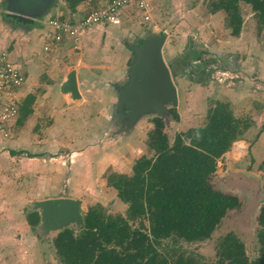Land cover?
<instances>
[{
  "label": "rangeland",
  "instance_id": "rangeland-1",
  "mask_svg": "<svg viewBox=\"0 0 264 264\" xmlns=\"http://www.w3.org/2000/svg\"><path fill=\"white\" fill-rule=\"evenodd\" d=\"M55 1L58 13L67 10V15H57L69 18L67 1ZM213 1L148 0V12L127 7L119 23L87 29L78 48L65 39L53 43L54 50L48 52L41 41L47 30H40V18L25 24L26 30L38 28L31 36L25 32L8 36V27L1 28L0 40L4 32L8 37L4 50L26 71L24 86L29 83L11 130L10 139L16 136L18 143H8L10 152L0 154V264H63L53 243L63 227L80 229L82 217L98 203L109 213H126L128 204L109 177L133 174L135 161L153 153L148 145L153 118L173 116L149 108L134 114L136 94H129L130 86L136 79L146 84L150 80V66L137 75L141 70L135 68L136 59L139 48L153 36L163 37L162 57L177 93L176 103L167 99L163 106L176 109L178 119L173 118L181 121L179 127L201 124L217 96L227 99L224 102L230 103L237 117L256 126L217 159L212 176L214 187L238 196L241 205L227 211L210 238L177 243L167 239L164 244L218 264L219 242L234 232L250 259L259 255L258 215L264 205V25L251 5L242 2L243 27L234 36L227 13L211 12ZM1 11H8L7 0H0ZM16 22L12 28L21 32L23 24ZM15 43L18 48L12 56ZM48 59H55L56 66ZM79 71L82 87L74 90L70 81L75 79L77 86ZM145 90L148 99L153 91ZM29 95L34 98L25 104ZM175 126L169 122L167 128L173 132ZM60 198L78 200L81 215L55 227L42 220L36 226L28 222L30 212L39 211L42 218L45 202Z\"/></svg>",
  "mask_w": 264,
  "mask_h": 264
},
{
  "label": "trees",
  "instance_id": "trees-1",
  "mask_svg": "<svg viewBox=\"0 0 264 264\" xmlns=\"http://www.w3.org/2000/svg\"><path fill=\"white\" fill-rule=\"evenodd\" d=\"M66 1L74 8L83 0ZM242 2L251 5L264 25V0H214L210 8L212 13H227V25L234 36L243 27ZM33 98L29 95L25 104ZM171 113L178 119L174 107ZM153 123L148 141L152 155L140 156L133 174L109 177L110 185L128 204L126 213H109L98 203L87 210L80 229L62 228L53 243L63 264H208L200 256L164 242L210 238L227 211L241 205L238 196L215 188L212 176L217 159L252 121L237 117L229 102L217 100L203 125L177 133L173 141L162 117H154ZM27 219L38 225L39 211L30 212ZM258 223L259 255L250 259L245 243L229 232L219 242L218 264H264V205ZM166 247L167 251L162 250Z\"/></svg>",
  "mask_w": 264,
  "mask_h": 264
},
{
  "label": "built area",
  "instance_id": "built-area-1",
  "mask_svg": "<svg viewBox=\"0 0 264 264\" xmlns=\"http://www.w3.org/2000/svg\"><path fill=\"white\" fill-rule=\"evenodd\" d=\"M86 11L79 19L51 16L46 20L49 29L44 33L45 51L53 43L72 42L79 47L81 35L90 27L103 23H119L127 7L134 6L141 12H148V0H84ZM145 18L150 16L145 13ZM25 70L16 63L8 51L0 49V150L10 139L23 103L22 88L26 79Z\"/></svg>",
  "mask_w": 264,
  "mask_h": 264
},
{
  "label": "water",
  "instance_id": "water-1",
  "mask_svg": "<svg viewBox=\"0 0 264 264\" xmlns=\"http://www.w3.org/2000/svg\"><path fill=\"white\" fill-rule=\"evenodd\" d=\"M54 0H7L8 16L19 21L31 22L50 8ZM163 37L153 36L141 48H139L135 68L141 70L137 75L146 70L150 71V80L146 84L143 79L134 80L129 89V94H136V111L134 114H141L149 108L152 110H165L163 103L167 99H173L176 103V88L171 80V75L164 63L161 53ZM149 64V65H148ZM152 66V67H151ZM71 88L76 90V81H70ZM151 89L150 98H146L145 89ZM129 95H127V98ZM46 215L41 218L45 224H52V227L62 226L67 222L81 215L80 202L70 198L53 199L45 202ZM83 219V217H82ZM67 226V225H65ZM64 228V227H63Z\"/></svg>",
  "mask_w": 264,
  "mask_h": 264
},
{
  "label": "crops",
  "instance_id": "crops-1",
  "mask_svg": "<svg viewBox=\"0 0 264 264\" xmlns=\"http://www.w3.org/2000/svg\"><path fill=\"white\" fill-rule=\"evenodd\" d=\"M57 2L54 0V1H52L51 2V5H50V8L49 9H47L44 13H43V15L42 16H39V17H37L36 19H39L40 18V21H41V24L43 25V26H41L40 27V30L41 29H45V30H48L49 29V27H48V25H47V23H46V20L49 18V17H51V16H54V17H61V18H64V17H62V15H57V14H65V15H67V10H66V12H64V10L63 11H61V12H57L56 10L58 9V7H57V4H56ZM68 5V7L66 6V8L68 9V14H70V16H69V18L70 19H79L84 13H85V11H86V2L83 0V1H80L74 8H72L69 4H67ZM7 14H8V11H1V13H0V30H1V28H4V27H8L7 28V30H6V32H7V35L9 36V34H12V36L14 37L16 34H19V36L23 33V32H25V36L27 37V36H31V35H34L36 32H37V30H38V28L37 27H35V28H33V29H31V30H26L25 29V24H28V25H31V23L30 22H24V21H19V20H14V19H10V18H8V17H6L7 16ZM36 19H34V20H36ZM16 21H19L18 23H21V25L23 24V27L21 28L22 29V31L21 32H19L18 31V29L17 28H12V27H14V25L15 24H17V22ZM45 27V28H44ZM6 29V28H5ZM19 32V33H18ZM5 33V32H4ZM4 33H3V36L5 37L4 39H2V40H0V49H6V48H3L4 47V45H5V43H6V41H7V39H8V37H7V35H4ZM12 37V38H13ZM42 43H43V45H45V37L43 36V38H42ZM26 42V41H25ZM28 42H26V43H24V44H27ZM66 43V42H65ZM11 44H13V43H11ZM62 44V43H61ZM60 44V45H61ZM15 46H16V48L14 49V50H12V56H13V54L17 51V48H18V45H17V43H15L14 44ZM60 45H59V47H60ZM31 45H29V47H30ZM51 49H53V45H52V48ZM54 50V49H53ZM52 50V51H53ZM48 52V51H47ZM49 61H50V63H52V65H54V66H56V61H55V59H48ZM52 61V62H51ZM21 66V65H20ZM22 67V66H21ZM23 68V67H22ZM26 72V71H25ZM67 74H68V68H67V71H65V73H64V75H62L63 77H66L67 76ZM76 78H77V81H78V83H77V87L79 88V90H81V87H82V83H81V79H80V71H79V73L77 72V75H76ZM29 79V78H28ZM83 82V81H82ZM29 83V82H28ZM28 83L24 86V88H23V90H22V92L24 93V90L26 89V87H27V85H28ZM85 85V84H84ZM23 93H22V99L24 98L23 97ZM216 100L215 101H217V100H220V101H226L227 99L226 98H222V96H217L216 98H215ZM214 101V102H215ZM214 104H209L208 105V107H207V111H206V113H205V117H204V120H203V122L201 123V124H190V125H185V126H181V127H179L180 125H181V121L180 120H175L174 118H173V116H171V114H169L170 115V117H169V119L167 120V119H164V121H165V124H166V126H165V131L168 133V135H169V138H170V140L171 141H173L174 140V138H175V136H176V134L177 133H179V132H183V131H186L187 129H189V128H191V127H196V126H201V125H203L204 123H205V121H206V116H207V112H208V109L211 107V106H213ZM171 108L172 107H170V109H169V112H171ZM178 108V107H177ZM234 111V110H233ZM235 113V112H234ZM237 116V115H236ZM170 122V124H171V126H174L175 124H176V128H175V130L173 131V132H171V131H169L168 130V128H167V125H168V123ZM154 128V123H153V125H151V129H153ZM249 128H251L248 132L250 133V132H253L254 130H256V126L253 128L252 127V125L249 127ZM22 130V129H21ZM21 130H19V137H20V135H21ZM247 132V133H248ZM17 133V132H16ZM8 143H11V144H16L17 145V143H18V138L16 137V136H14V138L13 139H10L9 141H7V143L5 144V149L7 148V144ZM11 144H10V146H11ZM261 143H259V146L261 147V145H260ZM5 149H3L1 152H0V154L1 153H9L10 151L8 150V148H7V151L5 150ZM5 150V151H4ZM233 153V152H232ZM226 154H228V152L227 153H225V155ZM142 156V155H141Z\"/></svg>",
  "mask_w": 264,
  "mask_h": 264
}]
</instances>
